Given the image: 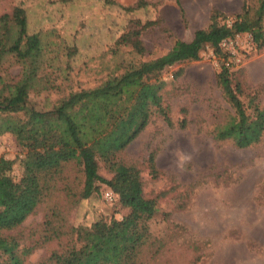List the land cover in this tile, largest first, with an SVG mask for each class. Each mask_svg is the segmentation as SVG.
I'll use <instances>...</instances> for the list:
<instances>
[{
    "label": "rangeland",
    "instance_id": "rangeland-1",
    "mask_svg": "<svg viewBox=\"0 0 264 264\" xmlns=\"http://www.w3.org/2000/svg\"><path fill=\"white\" fill-rule=\"evenodd\" d=\"M108 1L0 0V15L22 8L28 34L41 32L52 43L44 56L51 59L46 60L50 67L45 73L51 74L55 87L31 92L29 106L49 110L69 93L96 87L116 73L122 61L133 58L128 47L116 45L132 21L146 25L141 40L143 59L148 60L166 53L176 40L190 41L195 31L208 26L214 9L226 17L220 23L231 24L245 0ZM221 47L230 71L247 91L257 93L264 108V49L258 50L248 33L235 35ZM221 61L206 46L199 60L166 68L161 78L172 125L152 116L123 154L140 170L144 196L157 199L141 264H264V134L244 149L213 139L214 126L230 110L215 80ZM20 70L11 65L3 74L15 78ZM151 153L161 172L157 179L149 175ZM0 157L13 161L10 175L18 180L24 152L12 134L0 136ZM98 173L106 180L112 176L102 163ZM54 184L52 195L12 232L21 247H35L26 264H47L50 254L66 242L69 227L121 220L127 213L117 195H106L110 190L102 183L86 200L73 197L82 184L74 164H68ZM54 210L57 217L51 215ZM47 219L64 235L45 241L51 233Z\"/></svg>",
    "mask_w": 264,
    "mask_h": 264
},
{
    "label": "trees",
    "instance_id": "trees-1",
    "mask_svg": "<svg viewBox=\"0 0 264 264\" xmlns=\"http://www.w3.org/2000/svg\"><path fill=\"white\" fill-rule=\"evenodd\" d=\"M224 18L220 11L212 10L208 26L195 31L190 41L176 40L166 53L148 60L143 59L146 50L141 40V29L146 25L130 22L116 45L128 47L133 58L122 61L116 73L96 87L71 92L49 110L41 111L29 106L28 99L33 91L55 87L51 74L45 73L50 67L46 60L51 59L44 56L52 43L45 41L41 32L28 34L22 8L0 15V136L12 134L24 152L18 180L10 175L13 161L0 157L2 264H26L35 247H21L19 237L12 232L52 195L54 182L68 164H74L82 175L81 188L73 197L86 200L102 183L117 195L127 213L121 220L99 219L90 226L69 227L66 242L50 254L47 264H141L140 257L151 239L149 221L157 212V199L144 196L140 170L124 160L123 154L152 116L172 125L164 103L162 72L199 60L206 46L223 59L215 80L230 109L214 126L213 139L230 141L239 149L261 140L264 108L257 93L247 91L226 65L221 43L248 33L256 48L264 49V0H245L231 24L220 23ZM11 65L21 68L15 78L3 74ZM100 163L112 175L109 180L99 175ZM147 165L151 178H159L153 153ZM51 215L57 217L58 213L54 210ZM45 224L51 230L45 241L64 235L60 228H53L51 220Z\"/></svg>",
    "mask_w": 264,
    "mask_h": 264
},
{
    "label": "built area",
    "instance_id": "built-area-1",
    "mask_svg": "<svg viewBox=\"0 0 264 264\" xmlns=\"http://www.w3.org/2000/svg\"><path fill=\"white\" fill-rule=\"evenodd\" d=\"M106 195L108 196V197H112V192L111 191H108L107 193H106Z\"/></svg>",
    "mask_w": 264,
    "mask_h": 264
}]
</instances>
